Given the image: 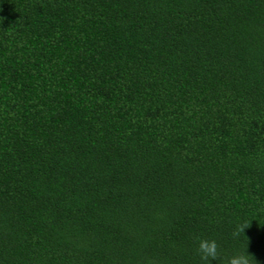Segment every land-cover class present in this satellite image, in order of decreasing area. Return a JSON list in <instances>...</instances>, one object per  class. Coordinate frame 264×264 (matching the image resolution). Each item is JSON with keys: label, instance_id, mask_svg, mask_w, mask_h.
<instances>
[{"label": "trees", "instance_id": "1", "mask_svg": "<svg viewBox=\"0 0 264 264\" xmlns=\"http://www.w3.org/2000/svg\"><path fill=\"white\" fill-rule=\"evenodd\" d=\"M197 237L264 264V0H0V264Z\"/></svg>", "mask_w": 264, "mask_h": 264}, {"label": "clouds", "instance_id": "2", "mask_svg": "<svg viewBox=\"0 0 264 264\" xmlns=\"http://www.w3.org/2000/svg\"><path fill=\"white\" fill-rule=\"evenodd\" d=\"M248 227L249 225L247 223L240 224L232 235L239 236L241 233H244L245 229ZM197 240L198 247L196 252L204 264H212V261H218L219 264H251L250 257L252 256H250L247 251L224 257L215 239L208 240L197 237Z\"/></svg>", "mask_w": 264, "mask_h": 264}]
</instances>
